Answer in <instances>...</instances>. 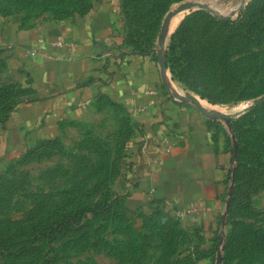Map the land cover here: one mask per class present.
Returning a JSON list of instances; mask_svg holds the SVG:
<instances>
[{
	"label": "rangeland",
	"instance_id": "rangeland-1",
	"mask_svg": "<svg viewBox=\"0 0 264 264\" xmlns=\"http://www.w3.org/2000/svg\"><path fill=\"white\" fill-rule=\"evenodd\" d=\"M185 3L193 6L164 29ZM150 5L0 0V28L30 31L113 8L117 53L164 61L177 97L206 104L205 117L223 133L231 158L223 206L210 216L156 204L129 209L138 128L122 106L99 99L17 157L0 151V264H264V0ZM8 55L0 48V119L21 93Z\"/></svg>",
	"mask_w": 264,
	"mask_h": 264
},
{
	"label": "crops",
	"instance_id": "crops-1",
	"mask_svg": "<svg viewBox=\"0 0 264 264\" xmlns=\"http://www.w3.org/2000/svg\"><path fill=\"white\" fill-rule=\"evenodd\" d=\"M115 17L113 8L101 6L86 19L30 31L0 28V48L12 54L9 72L22 92L0 119V151L17 157L28 143L55 133L62 121L81 117L99 99L110 100L138 128L127 207L139 211L156 204L215 215L231 181L223 133L177 97L151 57L117 53Z\"/></svg>",
	"mask_w": 264,
	"mask_h": 264
},
{
	"label": "trees",
	"instance_id": "trees-1",
	"mask_svg": "<svg viewBox=\"0 0 264 264\" xmlns=\"http://www.w3.org/2000/svg\"><path fill=\"white\" fill-rule=\"evenodd\" d=\"M164 0H149V2H151V5H150V7L151 8H154V6H156V5H158V4H161L162 2H163ZM215 21V20H214ZM219 25H221V26H223V27H226V28H229V27H233L234 25H235V23L233 22V21H230V20H220V21H218L217 22ZM172 39H173V41H175V40H179L180 39V32H178V33H176V34H174L173 36H172ZM195 60H196V62H200V64L199 65H201V67H199L200 69L201 68H203V61H202V59L199 57V56H195ZM20 92H21V89H20ZM22 93V92H21ZM20 93V94H21ZM19 94V95H20ZM7 97V95L5 94V95H3V97H0L1 99L0 100H3V99H5ZM5 101H3V103H4ZM5 105V106H4ZM3 106H2V110H3V112H7V113H5L4 115H6V114H8L11 110H12V108H13V106H14V104H12V105H10V106H7L6 105V103L4 104Z\"/></svg>",
	"mask_w": 264,
	"mask_h": 264
},
{
	"label": "water",
	"instance_id": "water-1",
	"mask_svg": "<svg viewBox=\"0 0 264 264\" xmlns=\"http://www.w3.org/2000/svg\"><path fill=\"white\" fill-rule=\"evenodd\" d=\"M193 5L190 4V3H185V4H182L180 5L179 7H177V9L175 11H173L172 13L168 14L167 18L165 19L164 21V29L167 28L168 26V23H169V18L171 16H176V15H179L180 13L190 9ZM221 20H225V19H221ZM164 33V32H163ZM161 43L163 44L164 43V39L161 40ZM165 62L164 61H161L160 62V65H161V68L162 70H164L165 66H164ZM190 103H192L199 111H201L204 115H206V112L203 110V108L201 107V105L199 104V102L196 100V99H193V98H190ZM249 110V109H247ZM223 120H226L228 121L229 118L228 117H221Z\"/></svg>",
	"mask_w": 264,
	"mask_h": 264
},
{
	"label": "bare ground",
	"instance_id": "bare-ground-1",
	"mask_svg": "<svg viewBox=\"0 0 264 264\" xmlns=\"http://www.w3.org/2000/svg\"><path fill=\"white\" fill-rule=\"evenodd\" d=\"M178 22V21H177ZM175 24V23H174Z\"/></svg>",
	"mask_w": 264,
	"mask_h": 264
}]
</instances>
